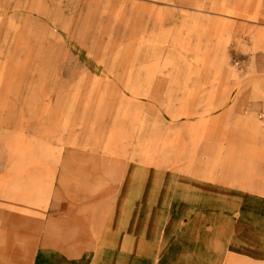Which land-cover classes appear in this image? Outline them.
I'll list each match as a JSON object with an SVG mask.
<instances>
[{
  "label": "rangeland",
  "instance_id": "1",
  "mask_svg": "<svg viewBox=\"0 0 264 264\" xmlns=\"http://www.w3.org/2000/svg\"><path fill=\"white\" fill-rule=\"evenodd\" d=\"M64 151L136 194L186 177L203 205L207 183L264 201V0H0V247L37 245L48 168L47 207L93 194L61 188Z\"/></svg>",
  "mask_w": 264,
  "mask_h": 264
},
{
  "label": "crops",
  "instance_id": "2",
  "mask_svg": "<svg viewBox=\"0 0 264 264\" xmlns=\"http://www.w3.org/2000/svg\"><path fill=\"white\" fill-rule=\"evenodd\" d=\"M69 153L61 152L58 157L63 168L61 188L72 192L88 184V195L93 194L82 201L54 200L47 207L54 181L53 169L48 168L47 212L37 245L31 236L15 238L14 248L0 247L6 263L10 254L18 264L21 252L28 250L29 263L23 264H228V257L244 258L230 264H248L249 260L255 261L249 264H264V201L256 195L207 183L203 190L208 199L203 205L198 200L197 181L186 177L193 184H174L162 190L147 186L136 194V185L129 183L127 175L122 178L118 163L111 170L120 172V180L104 169L117 189L99 191L113 183L91 182L81 174L71 177L67 173ZM108 164L103 162L102 168ZM20 202L17 206L21 208ZM135 204L145 211L140 218ZM156 207L152 216L146 214ZM40 217L33 219L39 223ZM20 218L16 217V223ZM136 225L145 228L136 233L140 230ZM15 234L22 232L17 229Z\"/></svg>",
  "mask_w": 264,
  "mask_h": 264
},
{
  "label": "bare ground",
  "instance_id": "3",
  "mask_svg": "<svg viewBox=\"0 0 264 264\" xmlns=\"http://www.w3.org/2000/svg\"><path fill=\"white\" fill-rule=\"evenodd\" d=\"M258 244V243H257Z\"/></svg>",
  "mask_w": 264,
  "mask_h": 264
}]
</instances>
